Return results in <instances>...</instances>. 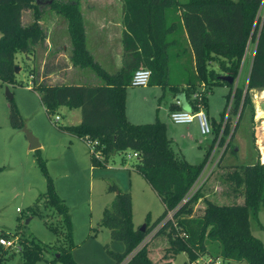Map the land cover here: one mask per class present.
I'll return each instance as SVG.
<instances>
[{"label": "trees", "instance_id": "16d2710c", "mask_svg": "<svg viewBox=\"0 0 264 264\" xmlns=\"http://www.w3.org/2000/svg\"><path fill=\"white\" fill-rule=\"evenodd\" d=\"M35 1L0 0V81L5 84L13 82L15 55L32 53L35 46L43 45L46 39V31L39 22L43 10ZM261 1L121 0L123 57L120 69L112 73L95 62L86 47L79 0H51L48 4V10L65 21L71 66L90 70L100 83H46L43 79L53 68L57 69L53 65L44 69L41 76L30 73L33 77L31 89L37 92L47 116L54 114L60 106L79 109V123L56 128L84 142L97 141L95 149L102 158L96 159L89 154L92 167L105 165L116 152L126 149L136 152L133 170L145 180L163 206L153 222L149 223L147 217L142 229L140 225L134 227L130 194L119 190L115 184L107 186L106 190L113 193V199L109 208L102 210L99 222L108 230L109 238L120 241L124 247L122 252L106 250L113 264H171L170 260L179 252H184L188 261L206 256L211 264L217 259H220V264H264V244L249 229V220H256L259 208L264 205V164L258 159L250 158L236 164L225 175L224 179L232 184V190L242 196L241 203L218 204L203 197L199 189L183 203L180 202L199 176L215 142L223 146L217 162L227 150L236 157V147L230 142L247 108L252 116L249 91L264 88V11L258 15ZM172 7L179 11L185 42L192 56L193 74L189 78L187 76L186 84L193 89L196 83H202L207 89L204 93L212 86L229 87L218 121H209L211 142L196 164L188 163L173 149L163 121L155 119L134 124L126 119L124 113L125 88L134 70L146 68L150 71L147 85L167 84V50L172 43L167 36L177 28V24L166 23L165 11ZM25 10H31L32 18L23 25L21 14ZM248 42H254V51L245 87L232 88V83L221 81L217 76L229 75L235 79ZM178 45L181 47V43ZM180 49L184 53L185 49ZM210 63L216 64L219 71L214 70ZM204 101L203 95L199 102L204 105ZM195 103L196 99L191 104L193 110H196ZM231 115H236L232 129L229 128ZM8 120L12 127L22 126L12 99L8 104ZM225 136L228 138L224 142ZM35 163L45 181L43 195L63 216L69 238L67 207L57 195L38 153ZM200 197L203 207L197 214L193 205ZM171 210V218L162 222L152 235L163 234L168 242L163 261L154 263L148 257L147 243L141 247L139 243ZM28 240L30 246L20 247L19 252L23 259L29 260V255H32V260H35L41 246L32 239ZM26 241L19 239L20 244H26ZM55 258L61 264H76L68 249Z\"/></svg>", "mask_w": 264, "mask_h": 264}, {"label": "rangeland", "instance_id": "374dc122", "mask_svg": "<svg viewBox=\"0 0 264 264\" xmlns=\"http://www.w3.org/2000/svg\"><path fill=\"white\" fill-rule=\"evenodd\" d=\"M37 1L40 9L43 10L39 22L46 31L50 47L45 51L43 45L35 46L34 51L28 55L17 53L14 62L18 71L14 74L13 82L5 84L0 81V238L14 240L16 246L0 245V264H61L55 255L67 249L76 264H113L106 250L122 252L124 247L120 241L110 239L108 230L99 222L102 210L109 208L113 199V193L106 190L107 186L115 184L119 190L130 194L131 220L134 227L143 225L147 217L149 223L153 222L162 212L163 206L145 180L134 172L133 165L136 158L132 156L131 150L116 152L105 165L91 166L89 169L85 157V153L89 152L85 142L79 139V142L69 145V135L56 128L58 125L78 123L80 119L78 109L68 112L65 107H60L54 114L47 116L39 102L37 92L26 88L30 73L32 76L34 74L41 76L42 73L44 74V69L54 65L53 67H57V70L43 81L61 83L73 81L74 72L78 69L76 67L68 69L69 71L62 69L64 65L67 67L71 65L68 58L70 45L64 19L48 10V0ZM101 2L116 3L114 0H79V7L86 10L90 4ZM263 11L264 0L261 1L258 15L261 16ZM31 18V10H25L21 14V23L26 25ZM87 47L90 48L88 37ZM181 47H183L182 43ZM253 47L254 42L247 43L232 88L234 84L244 88ZM175 49L174 46L168 48L170 84L179 78L177 61L174 56ZM120 60L122 64V56ZM102 64L109 71L115 68L114 62L109 57ZM210 66H213V69L217 68L213 63H210ZM78 70L90 73L87 69ZM141 87L144 86L127 85L125 88L124 113L126 119L134 124L149 123L155 119L167 121L166 134L173 138V149L188 163L199 162L211 142L212 134H200L196 120L188 125H173L165 115L169 103L174 102L173 93L179 94L181 89L172 91L164 88V96L161 97L162 91L159 88L157 95L152 97L149 87ZM222 87L224 88L212 86L206 93H204L207 90L205 86L188 89L187 102L193 103L194 91L198 93L196 97L204 95L205 101L201 110L205 115L207 114L208 120L213 118L217 122L224 105V94L229 88L227 85ZM6 88L19 112L22 121L20 128L12 127L9 123V100L5 96ZM251 98L254 105L252 116L247 108L239 119L230 142L236 147V157L231 156L227 150L217 162L222 151L221 146L215 149L213 154H211L213 150L211 149L210 154L213 158L204 165L196 178L197 185L209 173L210 166L215 161L210 173L198 189L203 197L206 196L218 204L242 202V196L232 190V184L224 179L225 175L234 165L244 163L257 155L258 150L252 142L253 133L257 134L254 140L259 141L261 150L264 145L261 140H264V123L260 121L257 123V119L254 118L259 114L258 111L260 115L263 113L264 95L251 91ZM158 102L159 108L157 107ZM55 115L59 117L56 121L54 120ZM235 120L236 115H231L229 128L232 129ZM24 130L31 132L37 139L39 143L37 151L27 148ZM227 138L228 136H225L224 142ZM36 153L43 159L55 191L67 207L70 221L69 238L63 216L43 195L45 181L35 163ZM126 154H129L128 158ZM131 169L133 172L130 171ZM202 207L203 200L200 197L193 205L194 213H200ZM249 229L251 234L264 244V205L259 208L256 220H249ZM19 239H26V244H20ZM28 239L36 241L41 246L39 257L35 260H32V255H29V260L23 259L19 252L20 247L23 249V247L30 246ZM146 246L148 257L152 262L163 261L162 255L168 246L165 235L151 236ZM217 260L220 261V259ZM202 262L211 264L206 256L198 258L197 264H202ZM172 264H188L186 254L184 252L175 254Z\"/></svg>", "mask_w": 264, "mask_h": 264}, {"label": "crops", "instance_id": "0c3cea01", "mask_svg": "<svg viewBox=\"0 0 264 264\" xmlns=\"http://www.w3.org/2000/svg\"><path fill=\"white\" fill-rule=\"evenodd\" d=\"M114 2H116V3L101 2V3L90 4L89 5L90 7L86 8V10H83L81 6L79 7V8H81L80 11H81L82 19H83L86 47H87V37H88L90 48L87 47V49H88L91 57L105 71H107L109 73L115 72V71L120 69V67L122 65L120 58H121V56L123 57L122 44H121V34H122V29H123L122 24H121V5H122V2H121V0H114ZM165 18H166L167 24H170V23L177 24V28L175 30H173L167 36V39L172 42L169 47H172V46L176 47V49H175L176 52L174 53V56H175V60L177 61V73L179 74V78L176 82H173L171 84L169 83V79H167V84L164 86L146 85V86L141 87V88L149 87V90H151V93H152L151 94L152 97H155L157 95V93L159 92L157 90H159V88L162 91V93L160 94L161 97L164 96L163 95L164 94L163 93L164 88L171 89L172 91L177 90V89H181L180 93H182L184 98H185V103L188 107V110H190L192 112L202 111L201 108H203V105H202V103L199 102L200 97L198 99V97L195 96L198 94L197 91H194L193 95H192L193 98L196 99V103H195L196 110H193L191 108V104H189V102H187V95L184 94L185 91L187 93V90L191 89V87L186 84V78H187V76H188V78L191 77V75L193 74V67H192V56H191L190 50L188 49V46L185 42V32H184L183 28L181 27L178 9H176L174 7L166 9ZM178 43H182V46L185 49L184 53H182L180 47L178 46ZM43 46H44L45 51H46V49H49V47H50V43L47 39V36H46V39L44 41ZM69 49H70V46H69ZM63 50H64V48H63ZM253 51H254V47H253ZM253 51H252V55H253ZM167 52H168V50H167ZM252 55H251V58H252ZM107 57L111 58L112 62H114L115 68L113 71L107 70L106 68H104V65L102 64V62L106 61ZM168 62H169V59H168ZM63 67H62V69H67V70L72 68L71 65H68V67H67V65L63 66ZM65 67H67V68H65ZM249 67H250V62L248 65V71H249ZM76 68H78V67H76ZM78 69H86V68H78ZM78 69H76V71L74 72L75 76H74L73 81H68V82L63 81L61 83H67V84H71V83L81 84V83H86V82H89L91 84H99L100 83V80L95 75H93V73L91 71H90V73H87L84 71H80ZM214 70L219 71L216 67ZM54 71H55V69L52 70L51 72H49L47 76L50 77L51 75H53ZM248 71H247V76H248ZM168 72H169V69H168ZM67 73L65 74V77H66ZM247 76H246V79L244 82V87H245V84L247 81ZM59 77H61V75H59ZM218 86H220V85H218ZM222 86H224V85H222ZM222 86H221V88H224ZM235 86L236 85L234 84V87ZM198 87H204V85L202 83H196L194 85L193 89H197ZM251 91L259 92L261 95H264V88L252 89L249 91V97H250V101H251L252 109H253L254 105L252 103ZM225 94H224V97H225ZM173 95L175 97L174 93H173ZM173 100H176V99L174 98ZM197 103H199V104H197ZM60 107H64V106H60ZM157 107L158 108L160 107L159 102L157 104ZM75 109H78V108H75ZM179 109H182L181 104L178 106V105H175L174 102L173 103L170 102L168 105V109L165 112V115L168 117V113L170 111L179 110ZM70 110H72V109H68V112ZM78 111H79V109H78ZM253 111H254V109H253ZM258 112H259V114L255 115V117H254L255 119H257L256 122L258 123V121H260L261 123H264V110L262 111L263 113H261L262 115H260V111H258ZM79 116H80V113H79ZM136 117H140V115H136ZM206 117L208 119L207 114H206ZM255 119H254V121H255ZM79 121H80V119L78 120V123H79ZM208 121L211 122V121H216V120H214L213 118H210V120H208ZM163 122L165 123V126H166L167 121L166 122L163 121ZM192 122H190L188 124H191ZM170 123L173 125H188V124H174L172 122H170ZM252 135H253V141H252L253 146H255L258 150L257 153L255 151V153L257 155L253 156V158L261 160V157L264 158V145L262 146L263 149L261 150V146H260L261 144L259 143V141L254 140V138H256L255 136L257 135L256 132H255V135H254V133ZM168 138L170 139L171 143L173 144L174 143L173 138L171 136H169ZM261 140L264 142L263 139H261ZM79 141H80L79 139L72 137V136H69V139H68L69 145L73 144L74 142H79ZM218 147H219L218 145L217 146L213 145V147H212L213 150H212L211 154H213L214 150L217 149ZM258 153H259V156H258ZM85 157L88 161L89 169H91V165L89 162V153H85ZM210 158L212 159L213 156L211 155ZM211 159L209 160V162L211 161ZM130 171L133 172L132 169ZM130 201H131V196H130ZM131 218H132V213H131ZM170 263L172 264V259L170 260Z\"/></svg>", "mask_w": 264, "mask_h": 264}, {"label": "built area", "instance_id": "2783aa9c", "mask_svg": "<svg viewBox=\"0 0 264 264\" xmlns=\"http://www.w3.org/2000/svg\"><path fill=\"white\" fill-rule=\"evenodd\" d=\"M149 76H150V71L146 68H138L136 70L133 71L129 83L128 85L131 87H139V86H146L149 80ZM29 83L27 84L26 88H30L32 87V76L29 75ZM195 96H198L195 95ZM199 99V97H198ZM175 105H180L179 100H174ZM229 109V105L227 106L226 110H225V114H224V118H223V122L225 121V118L227 116V112ZM168 118L170 120V122L174 123V124H188L190 122H192L193 120H196L197 126H198V130L200 132V134L202 135H206L208 133H210V126H209V121L206 117V115L204 114L203 111H195L192 112L190 110H183V109H179V110H173L170 111L168 113ZM59 117L57 115L54 116V120H58ZM89 154H91L94 158L96 159H101L102 156L101 154L95 149L96 145H97V141L93 140H87L86 142ZM215 146H217V142H215L214 144ZM223 149V146H221V150ZM263 149V148H262ZM132 156L136 158L137 154L136 152L132 151ZM221 153V152H220ZM126 157H129V154H126ZM211 154L209 155L206 164L209 162V160L211 159ZM261 161V162H260ZM214 162H212L211 166H210V171L212 166L214 165ZM260 163L264 164V158L261 157V160H259ZM209 171V173H210ZM207 173L205 175V177L201 180V182H199L196 185V180L193 182V184L191 185V187L189 188V190L187 191V193L185 194V196L181 199V203H183L186 199H188L196 190H198V188H200V186L202 185L204 179L206 178V176L209 174ZM172 215V210L168 211L166 216L164 217L163 221H161L154 229H152L147 235H145V237L142 239V241L139 243V247H141L142 245H144L145 243H147V241L151 238V236L154 234L155 230L162 224V222H164L166 219H170ZM0 245L1 246H5V247H16L14 240H5L3 238H0ZM201 257V256H200ZM199 258V257H198ZM198 258L194 261H188V264H197ZM208 262H210V259H208ZM221 261L219 260H215L213 262V264H220ZM202 264H206V262H202Z\"/></svg>", "mask_w": 264, "mask_h": 264}, {"label": "water", "instance_id": "95a60500", "mask_svg": "<svg viewBox=\"0 0 264 264\" xmlns=\"http://www.w3.org/2000/svg\"><path fill=\"white\" fill-rule=\"evenodd\" d=\"M51 0H48V3H50ZM35 3H38V1H35ZM18 71V67L15 66L14 68V73ZM217 78L221 81H224L228 84H231L233 83V78L229 75H219L217 76ZM5 96L8 100L12 99V96L11 94L9 93V91L7 90V88L5 89ZM175 99H178L180 104H181V107L183 110H188V107L185 103V98L183 96L182 93H179V94H176L175 95ZM24 134H25V138H26V141H27V148L29 150H35L39 147V143L37 142V139L32 135L31 132L27 131V130H24ZM140 229H142V225L140 227ZM58 254L55 255V257H57Z\"/></svg>", "mask_w": 264, "mask_h": 264}]
</instances>
